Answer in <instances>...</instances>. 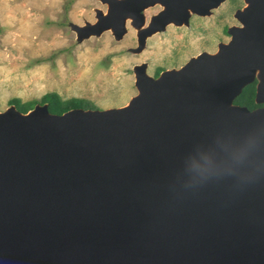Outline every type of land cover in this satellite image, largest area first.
Segmentation results:
<instances>
[{
	"label": "water",
	"instance_id": "1",
	"mask_svg": "<svg viewBox=\"0 0 264 264\" xmlns=\"http://www.w3.org/2000/svg\"><path fill=\"white\" fill-rule=\"evenodd\" d=\"M102 1L78 39L164 4L138 50L223 0ZM243 1L215 52L157 76L135 64L123 105L0 111V264H264V0ZM254 79L262 105L233 103Z\"/></svg>",
	"mask_w": 264,
	"mask_h": 264
},
{
	"label": "rangeland",
	"instance_id": "2",
	"mask_svg": "<svg viewBox=\"0 0 264 264\" xmlns=\"http://www.w3.org/2000/svg\"><path fill=\"white\" fill-rule=\"evenodd\" d=\"M243 5L223 0L210 13L192 14L188 23H168L136 50L140 27L128 19L120 38L110 29L77 38L72 24L94 22L98 10L107 12L102 0H0V111L13 96L38 99L50 90L86 98L94 108L123 105L137 93L135 64L144 62L154 76L200 51L215 52L231 37L227 28L241 25L234 13ZM156 7L144 11L143 23Z\"/></svg>",
	"mask_w": 264,
	"mask_h": 264
},
{
	"label": "trees",
	"instance_id": "3",
	"mask_svg": "<svg viewBox=\"0 0 264 264\" xmlns=\"http://www.w3.org/2000/svg\"><path fill=\"white\" fill-rule=\"evenodd\" d=\"M163 68H158L154 76H157ZM257 79L247 83L242 87L240 93L235 96L233 103L245 105L250 109L259 106L261 103L255 101ZM9 103L14 104L15 107L26 112L31 109L35 103H47L48 110L52 113H62L63 111L73 108H94L95 105L88 99L83 97L72 96L69 98H63L57 91L50 90L43 93L38 99L21 100L18 96H13L9 99Z\"/></svg>",
	"mask_w": 264,
	"mask_h": 264
},
{
	"label": "flooded vegetation",
	"instance_id": "4",
	"mask_svg": "<svg viewBox=\"0 0 264 264\" xmlns=\"http://www.w3.org/2000/svg\"><path fill=\"white\" fill-rule=\"evenodd\" d=\"M155 6H157V7H156V9L150 14L148 21H147L146 23H143L142 25H138V27H140L138 33H139L143 28H145V27L150 23V21H151L155 16L159 15V13L164 9V5H163L161 2H159V1H156V2H154L153 4H150V5L146 6V7H144V8L142 9V11H141V12H142V16H141L142 21L145 22V14H144V11H145L146 9H148L149 7L153 8V7H155ZM102 13H103V14H106L107 12L103 10ZM182 14H183V12H182V11H179V10H178L177 12H175V15H177V16H180V15L182 16ZM192 14L204 15V14H199V13H196V12H190V14L188 15V22H189V18H190V16H191ZM126 19H128L130 23H131V21L134 22V20H135V19H132V17H127ZM131 19H132V20H131ZM168 23H171V22H167V23L165 24V26H166ZM172 23H174V24H176V25H179V24H177V23H175V22H173V21H172ZM180 24H181V23H180ZM165 26H164V27H165ZM157 31H159V30H157ZM261 105H262V103H261L259 106H261Z\"/></svg>",
	"mask_w": 264,
	"mask_h": 264
},
{
	"label": "bare ground",
	"instance_id": "5",
	"mask_svg": "<svg viewBox=\"0 0 264 264\" xmlns=\"http://www.w3.org/2000/svg\"><path fill=\"white\" fill-rule=\"evenodd\" d=\"M163 5H164V4H163ZM189 10H190V9H189ZM190 12H193V11H190ZM127 17H131V16H126V17H125V21H126V18H127ZM169 22H172V21H169ZM109 29H110V28H109ZM110 30H112V29H110ZM153 34H154V32H153Z\"/></svg>",
	"mask_w": 264,
	"mask_h": 264
}]
</instances>
